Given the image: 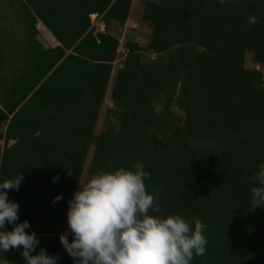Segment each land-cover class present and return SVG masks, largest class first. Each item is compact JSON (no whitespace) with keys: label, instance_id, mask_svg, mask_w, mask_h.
Wrapping results in <instances>:
<instances>
[{"label":"trees","instance_id":"16d2710c","mask_svg":"<svg viewBox=\"0 0 264 264\" xmlns=\"http://www.w3.org/2000/svg\"><path fill=\"white\" fill-rule=\"evenodd\" d=\"M132 2L0 0V182L23 174L18 191H5L39 240L32 254L44 248L56 264H73L59 234L72 239L67 201L79 179L109 161H141L159 215L207 225L205 254L190 264H264V208L249 209L264 163V0H145L147 42L127 39L115 70L111 28L125 24ZM38 23L56 45L38 40ZM107 92L112 106L97 132ZM20 251L0 253V264H25Z\"/></svg>","mask_w":264,"mask_h":264},{"label":"clouds","instance_id":"9594fccd","mask_svg":"<svg viewBox=\"0 0 264 264\" xmlns=\"http://www.w3.org/2000/svg\"><path fill=\"white\" fill-rule=\"evenodd\" d=\"M223 5L230 0H218ZM249 15V26L257 23ZM99 169L85 180L79 179L78 190L67 201L68 232L59 234L60 243L73 264H190L195 256H203L207 225L193 217L190 225L176 214L159 215L158 198L146 189L150 174L143 163L136 161L131 168ZM71 175V171H67ZM59 177H54L56 182ZM23 174L0 182V253L21 249L25 264H56L58 256L44 248L32 254L39 244L27 220H19V206L10 201L5 190H19ZM250 208H264V163L251 177ZM62 199L57 194L52 203ZM155 213V215L153 214ZM12 225L11 230L5 228Z\"/></svg>","mask_w":264,"mask_h":264},{"label":"rangeland","instance_id":"374dc122","mask_svg":"<svg viewBox=\"0 0 264 264\" xmlns=\"http://www.w3.org/2000/svg\"><path fill=\"white\" fill-rule=\"evenodd\" d=\"M145 0H133L130 14L128 16V19L126 20L125 24H113L111 28V32L119 38V47H118V55L113 63L114 69L116 70L120 66V60L123 58L125 54V48L124 43L127 39L135 40L140 45H145L147 42V36L141 32L139 29V22H140V13L143 7V2ZM91 23L94 26L96 30H103V24L100 21V17L94 14V16L90 15ZM4 24H6V21H3ZM15 24V22L13 23ZM38 25V24H37ZM38 40L44 45V46H53L55 44V41L53 37L49 35V33L46 32L45 28L42 25H38ZM248 58L246 59V65L249 67L254 66V63L251 61L249 55H247ZM109 90V89H108ZM111 101L109 99L108 92L106 93L105 99L103 101V104L100 108L97 123L95 126V130L98 132L103 129L104 123H105V115L109 107H111ZM160 102H157L155 107L156 109H159ZM2 146V141H0V147ZM93 147H90L87 154V159L85 161L83 175L86 171L87 164L89 162V159L92 154Z\"/></svg>","mask_w":264,"mask_h":264},{"label":"crops","instance_id":"0c3cea01","mask_svg":"<svg viewBox=\"0 0 264 264\" xmlns=\"http://www.w3.org/2000/svg\"><path fill=\"white\" fill-rule=\"evenodd\" d=\"M38 25H42V24H40V23H38ZM38 25H37V27H38ZM45 28V27H44ZM45 30H46V32L47 33H49V35L51 36V37H53L51 34H50V32L45 28ZM53 39H54V37H53ZM54 41H55V44L54 45H56L57 44V42H56V40L54 39ZM53 45V46H54Z\"/></svg>","mask_w":264,"mask_h":264}]
</instances>
